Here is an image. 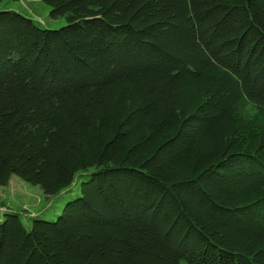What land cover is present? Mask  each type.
Here are the masks:
<instances>
[{
	"label": "trees",
	"instance_id": "trees-1",
	"mask_svg": "<svg viewBox=\"0 0 264 264\" xmlns=\"http://www.w3.org/2000/svg\"><path fill=\"white\" fill-rule=\"evenodd\" d=\"M43 1L0 9V185L89 177L0 264H264V0Z\"/></svg>",
	"mask_w": 264,
	"mask_h": 264
},
{
	"label": "rangeland",
	"instance_id": "rangeland-1",
	"mask_svg": "<svg viewBox=\"0 0 264 264\" xmlns=\"http://www.w3.org/2000/svg\"><path fill=\"white\" fill-rule=\"evenodd\" d=\"M0 9H15L47 28H58L67 23L65 16H51V6L43 0H1ZM88 177L89 174L82 171L70 188L57 194H48L39 185L31 184L13 174L7 185H0V220L10 210L19 212L27 225L31 223L30 217L34 215L55 219L65 203L80 194L81 181ZM182 264L187 262L183 261Z\"/></svg>",
	"mask_w": 264,
	"mask_h": 264
}]
</instances>
